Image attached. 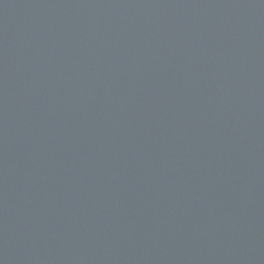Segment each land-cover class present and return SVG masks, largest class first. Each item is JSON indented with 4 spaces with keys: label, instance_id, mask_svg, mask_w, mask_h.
<instances>
[{
    "label": "water",
    "instance_id": "water-1",
    "mask_svg": "<svg viewBox=\"0 0 264 264\" xmlns=\"http://www.w3.org/2000/svg\"><path fill=\"white\" fill-rule=\"evenodd\" d=\"M0 264H264V0H0Z\"/></svg>",
    "mask_w": 264,
    "mask_h": 264
}]
</instances>
